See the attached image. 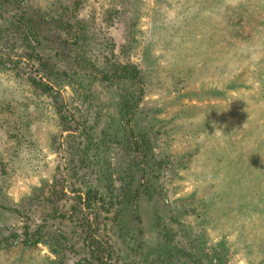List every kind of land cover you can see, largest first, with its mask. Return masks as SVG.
I'll return each mask as SVG.
<instances>
[{
  "label": "rangeland",
  "instance_id": "obj_1",
  "mask_svg": "<svg viewBox=\"0 0 264 264\" xmlns=\"http://www.w3.org/2000/svg\"><path fill=\"white\" fill-rule=\"evenodd\" d=\"M0 5V264H264V0ZM25 9L60 86L4 41ZM128 63L140 80L102 78Z\"/></svg>",
  "mask_w": 264,
  "mask_h": 264
},
{
  "label": "trees",
  "instance_id": "obj_2",
  "mask_svg": "<svg viewBox=\"0 0 264 264\" xmlns=\"http://www.w3.org/2000/svg\"><path fill=\"white\" fill-rule=\"evenodd\" d=\"M32 13L33 12H29L27 9H25L24 11L22 10L20 15L14 21L11 22L12 25L6 28L5 35L7 38L4 41H6L5 43L8 48L10 47L12 48V45H16L17 43L16 38L19 37L20 45H23V47L27 49L26 51L29 50V53L32 57H34V55L36 56V58L34 59V64H35L36 70L38 71V74L40 75V78L39 79L34 78V81H36L40 87H43L46 90L51 87H54V85H57V86L62 85L63 83H65L66 79H68L71 75H69L66 72V70H61L57 68V64L55 63V61L50 60V62H48L47 60L43 59V56L41 55L42 53L40 52L39 49L42 48L43 46L42 40L44 38L48 39L49 36L46 37L45 34L42 32L44 28L43 26H41L42 25L41 23L46 24L47 21L45 18H42L39 15L34 16V14ZM56 21L57 23L55 26L60 27L56 29L65 30L68 35H71V37L75 40V42L80 43L79 42L80 40H78V38L81 37L80 30H82V28H76V26H70V23L65 22L63 18H60V17H58ZM50 29L52 28H49L48 31ZM1 31L2 30H0V32ZM0 37H2V34H0ZM58 39L59 40L57 41L62 42L63 44H67L68 42L66 38H63L60 35L58 36ZM82 60L84 59L82 58ZM100 73L102 74L101 76L103 79H108V80H120V81L127 80V79L140 80V70L135 65L129 64V63L122 64V65L113 64L109 69L108 68L102 69ZM45 78L49 82L44 80ZM138 80L136 81L139 82ZM60 102H61L60 105L63 108L64 100ZM136 104H137L136 102H131L130 98L125 99V104H124L125 112L131 114L130 118H128V121H130L133 118V116H135L136 114V106H135ZM130 125H131L130 131L132 133V138L134 140L132 139L133 144H130L128 148L134 151H144L145 155H147L145 143H144L145 139L143 140L142 138L141 139L135 138L139 134L136 132L131 122H130ZM70 127L67 129H70ZM126 189L128 192L129 189L128 188ZM72 191H76V190L72 189ZM85 193H86L85 198L87 201L97 196V194H95L94 190L92 189L87 190ZM80 197H81V200L84 199L83 196H80ZM83 203L86 204L85 202ZM90 206L91 204H87V207H90ZM169 235H170V232H169ZM169 235L168 234L166 235L165 241L167 242H168L167 237ZM177 246L178 245H176L175 242L172 243L171 237L169 236V249L166 251L167 252L166 256L170 258L173 255H175L174 249H177ZM99 258H100V264H118V262L114 260V256L113 254H111V252L106 253L103 256V258L101 257Z\"/></svg>",
  "mask_w": 264,
  "mask_h": 264
}]
</instances>
